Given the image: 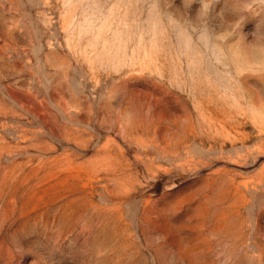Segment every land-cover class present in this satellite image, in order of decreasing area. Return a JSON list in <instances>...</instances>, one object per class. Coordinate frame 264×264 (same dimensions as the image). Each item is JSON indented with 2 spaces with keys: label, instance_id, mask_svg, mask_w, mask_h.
I'll return each mask as SVG.
<instances>
[{
  "label": "rangeland",
  "instance_id": "rangeland-1",
  "mask_svg": "<svg viewBox=\"0 0 264 264\" xmlns=\"http://www.w3.org/2000/svg\"><path fill=\"white\" fill-rule=\"evenodd\" d=\"M0 264H264V0H0Z\"/></svg>",
  "mask_w": 264,
  "mask_h": 264
}]
</instances>
